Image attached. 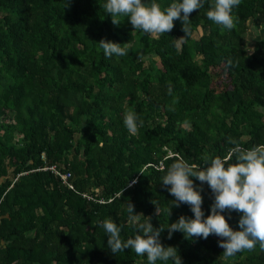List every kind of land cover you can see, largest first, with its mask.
I'll use <instances>...</instances> for the list:
<instances>
[{"label":"trees","instance_id":"1","mask_svg":"<svg viewBox=\"0 0 264 264\" xmlns=\"http://www.w3.org/2000/svg\"><path fill=\"white\" fill-rule=\"evenodd\" d=\"M102 5L0 0V264H148L134 249L113 252L100 221L115 219L127 238L137 230L128 202L156 226L194 215L172 204L160 180L168 166L179 157L202 165L233 140L264 144V38L251 52L245 40L251 22L259 31L264 0H241L230 30L207 17L204 0L188 33L177 19L158 36L127 18L114 24ZM200 26L207 31L194 37ZM105 37L126 42L127 54L105 56ZM126 109L144 121L136 134ZM53 166L72 172L73 187ZM203 183L207 215L214 194ZM225 212L239 227L240 213ZM161 239L183 264H264L259 244L225 257L214 234L169 237L165 228Z\"/></svg>","mask_w":264,"mask_h":264},{"label":"clouds","instance_id":"2","mask_svg":"<svg viewBox=\"0 0 264 264\" xmlns=\"http://www.w3.org/2000/svg\"><path fill=\"white\" fill-rule=\"evenodd\" d=\"M240 2L211 0L206 15L220 25L221 30H230L235 26L237 17L234 10ZM203 5L204 0H172L163 7L159 0H103L102 7L107 13L103 17L111 15L114 24L127 18L134 30L158 36L169 33L177 19L184 22L188 33L186 25L191 13ZM97 41V47L103 49L107 57L115 55L119 58L127 54L126 42L106 37ZM178 41L179 37L177 47ZM123 123L130 133L136 134L144 121L137 112L126 109ZM232 143L234 147L227 155L214 156L202 165L179 157L168 166L160 179L175 198L172 204L179 206L187 203L194 215L181 214L167 226H156L149 216V219L142 220L135 211V205L128 202V220L137 230L133 236L123 238L122 225L111 217L104 218L100 224L108 236V247L115 253L130 248L137 254H146L148 264H158V261L163 264L169 261L172 264H183L180 249L172 244L165 245L161 239L162 231L167 228L169 237L177 230L189 239H206L210 234L221 237L218 244L223 248L225 257H232L244 249L251 250L257 244L264 248V144L244 147L235 140ZM233 154L234 160L231 159ZM196 180L201 183L197 184ZM203 182L207 183L214 194L211 211L207 215L203 207ZM226 209L228 212L235 210L240 213L239 227H233L229 222Z\"/></svg>","mask_w":264,"mask_h":264},{"label":"rangeland","instance_id":"3","mask_svg":"<svg viewBox=\"0 0 264 264\" xmlns=\"http://www.w3.org/2000/svg\"><path fill=\"white\" fill-rule=\"evenodd\" d=\"M264 18V15H261ZM264 20L261 19L259 21L260 24V28L259 31L256 30V26L254 25L253 22H251L250 24V29L248 31V33H246L245 35V40L246 45L249 47L250 52L253 51V47H254V39H261L264 38ZM207 31V29L205 27L200 26L199 28H197V30L194 32V37H200L202 34H204ZM254 38V39H253ZM158 59V58H156ZM187 128H190V125L184 124Z\"/></svg>","mask_w":264,"mask_h":264},{"label":"built area","instance_id":"4","mask_svg":"<svg viewBox=\"0 0 264 264\" xmlns=\"http://www.w3.org/2000/svg\"><path fill=\"white\" fill-rule=\"evenodd\" d=\"M161 167H163V164L161 162ZM53 170H55V172L62 178L63 182H65L67 185H69V187H73L72 182H70V177L72 176V172L70 171H66V172H62L58 169H56L54 166L51 167Z\"/></svg>","mask_w":264,"mask_h":264}]
</instances>
